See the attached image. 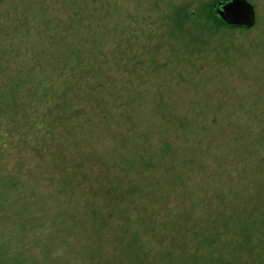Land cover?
<instances>
[{
  "label": "rangeland",
  "instance_id": "1",
  "mask_svg": "<svg viewBox=\"0 0 264 264\" xmlns=\"http://www.w3.org/2000/svg\"><path fill=\"white\" fill-rule=\"evenodd\" d=\"M42 1H3L0 50L11 43L12 7L38 9ZM52 1L47 12L67 21L70 2ZM185 1L200 0H161L163 18ZM248 1L251 29H223L201 49L163 21L158 74L148 65L152 76L137 85L142 97L122 92L111 101V121L96 115L81 151L57 161L51 152L0 145V264H191L184 250L198 255L194 264H264L261 220L246 229L247 245L237 234L245 213H264V189L251 181L248 162L264 153V0ZM119 2L121 14L146 11L151 0ZM82 97L73 103L90 106ZM97 157L101 165L91 166ZM9 177L17 187L8 188ZM110 184L122 194L134 187L136 196L109 200ZM245 188L261 192L248 207L235 197Z\"/></svg>",
  "mask_w": 264,
  "mask_h": 264
},
{
  "label": "trees",
  "instance_id": "2",
  "mask_svg": "<svg viewBox=\"0 0 264 264\" xmlns=\"http://www.w3.org/2000/svg\"><path fill=\"white\" fill-rule=\"evenodd\" d=\"M3 1L0 0V14L4 12ZM68 1L70 14L67 21L47 12L52 11V0H43L38 9L36 6L31 9L29 5L12 7V25L8 27L11 36L7 37V42L11 43L0 50V75L6 85L5 90L0 88V145H14L21 152H34L39 157L51 152V156L57 161L84 148V137L88 131L94 130L93 119L96 115H102L107 122L113 119L108 107L111 101L119 99L122 92L142 97L143 92L137 85L142 84L143 80L145 84L152 71L155 76L160 69L163 21L169 30L182 31L194 49L210 44L218 31L223 29L230 32L251 29L233 27L220 19L215 7L224 0H200L195 3L196 6L185 1L177 6L172 5L173 14L168 11L165 18L159 6L161 0H151L150 8L146 11L138 7L135 13L121 10V14L118 13L122 9L120 0ZM84 20L90 21L88 25L84 24ZM5 21L0 19L3 31ZM81 28L85 32L90 30L91 34L82 32ZM77 29L78 33L81 32L80 36ZM46 64L49 67L46 68ZM148 65L150 70L152 65L150 72ZM36 71L44 72L37 74ZM133 74L136 75L133 77ZM78 96L86 98L90 106L73 103L79 99ZM132 103L133 100L128 102ZM124 105L126 104L123 103ZM96 159V164L91 166L101 165L103 157ZM89 161L92 160L87 159ZM248 162L253 164L251 181L255 185L259 184L260 188L262 183L263 190L264 153L258 152L252 159L248 157ZM148 164L154 166V163ZM83 165V162L75 163L71 167L75 169ZM111 168L112 166L104 173L109 175ZM247 178L248 176L241 177L243 180ZM8 182V188L17 187L10 177ZM136 190L130 186L122 194L117 184H110L109 193H115L109 200L116 198L119 201L123 195L133 198ZM255 193L259 199L261 192ZM255 193H250L245 188L235 193V197H240L241 200L246 197L248 202L245 204L248 207L249 203L258 200H253ZM39 198L37 199L42 201L45 197ZM255 215L257 214L245 213L241 218L242 225L237 229V234L244 238L245 244L249 237L246 229L256 228L261 220L259 230L262 231L264 213L250 219ZM163 223L165 226L168 224ZM188 235L192 237L191 234ZM183 242L184 246L189 243L186 236ZM137 252H140V248ZM182 254L183 261L191 264L198 258V255H192L187 250ZM205 259L202 260L206 261Z\"/></svg>",
  "mask_w": 264,
  "mask_h": 264
},
{
  "label": "water",
  "instance_id": "3",
  "mask_svg": "<svg viewBox=\"0 0 264 264\" xmlns=\"http://www.w3.org/2000/svg\"><path fill=\"white\" fill-rule=\"evenodd\" d=\"M215 12L224 23L233 27H252L256 21L254 7L248 0L220 1Z\"/></svg>",
  "mask_w": 264,
  "mask_h": 264
}]
</instances>
